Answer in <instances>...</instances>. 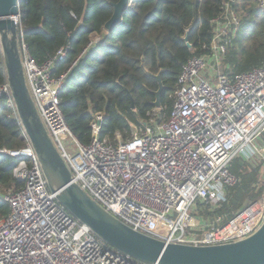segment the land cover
I'll list each match as a JSON object with an SVG mask.
<instances>
[{"label": "built area", "instance_id": "built-area-1", "mask_svg": "<svg viewBox=\"0 0 264 264\" xmlns=\"http://www.w3.org/2000/svg\"><path fill=\"white\" fill-rule=\"evenodd\" d=\"M253 1L264 9V0ZM236 4L223 0L221 13L212 19V40L204 46L209 53L183 65L168 118H162V107H154L131 124L128 139L117 133L116 142L101 136L104 111L93 113L89 144L80 142L66 121L60 92L73 66L58 75L56 69L70 46L40 62L21 36L28 88L72 181L126 225L166 242L242 240L264 222V63L236 74L223 70L240 26ZM2 95L12 100L7 79ZM23 138L22 148L0 149L20 159L14 175L22 182L2 196L10 212L0 220V264H148L108 245L58 201L24 131ZM239 158L261 162L263 202L239 210L224 227L203 232L206 223L197 204L225 200L227 188L238 182L232 165Z\"/></svg>", "mask_w": 264, "mask_h": 264}, {"label": "trees", "instance_id": "trees-1", "mask_svg": "<svg viewBox=\"0 0 264 264\" xmlns=\"http://www.w3.org/2000/svg\"><path fill=\"white\" fill-rule=\"evenodd\" d=\"M119 0H20L18 28L31 54L40 62L63 46H70L56 75L68 74L60 92L67 123L84 144L92 140L93 113L104 111L101 136L116 142L131 136V124L140 123L154 109L158 82L152 76L163 69L162 118L167 119L176 101L177 82L183 65L193 56L209 53L212 19L221 13L223 0H132L122 22L111 33L104 25ZM240 26L232 38L223 70L227 74L247 72L264 63V9L253 0H236ZM189 29V50L184 36ZM239 34V36H238ZM99 35L103 41L92 43ZM238 36V37H237ZM238 44V47L236 46ZM91 45V46H90ZM98 49V56L93 48ZM76 64L74 65V63ZM229 65V66H228ZM152 73V74H151ZM7 79L0 47V87ZM127 91L134 97L135 109ZM25 145L23 128L14 102L0 96V149ZM20 159L0 153V187L6 192L21 186L14 169ZM238 182L226 190L225 200L198 202L199 216L212 229L232 219L250 200L262 194L259 166L239 158L232 165ZM10 212L0 195V220ZM243 217H240L241 219ZM237 219L236 221H239ZM207 230V229H206Z\"/></svg>", "mask_w": 264, "mask_h": 264}, {"label": "water", "instance_id": "water-1", "mask_svg": "<svg viewBox=\"0 0 264 264\" xmlns=\"http://www.w3.org/2000/svg\"><path fill=\"white\" fill-rule=\"evenodd\" d=\"M20 0H0V47L12 100L25 136L37 153L40 165L51 192L78 220L116 250L148 264H264V222L250 236L237 241L194 245L166 242L162 239L134 230L106 211L82 187L72 181V171L48 133L28 88L21 52V35L18 28ZM132 0L114 3V12L104 25L111 33L122 22ZM186 30L184 41L189 50L193 45ZM163 69L152 76L158 82L153 91L156 108H161L165 84ZM135 109V101L127 91ZM101 121H98L100 124Z\"/></svg>", "mask_w": 264, "mask_h": 264}, {"label": "rangeland", "instance_id": "rangeland-1", "mask_svg": "<svg viewBox=\"0 0 264 264\" xmlns=\"http://www.w3.org/2000/svg\"><path fill=\"white\" fill-rule=\"evenodd\" d=\"M255 4L257 5L256 2H255ZM98 36H99V35H95V36L93 37V40H98V39H99ZM238 36H239V34H238ZM238 36H237V37H238ZM236 46H237V48H239V47H238V44H236ZM93 50H94L93 53H94V55H95L96 58H97V56L99 55V54H98V49L95 47V48H93ZM228 66H229V65H228ZM260 142H261V144H262V145H260V146H263V147H264V138H262V140H261ZM256 160H257V158H256V159L252 158V159H251L252 162H250V163H252V165H253V163L257 165ZM258 161H259V160H258ZM233 165H234V162H233ZM258 184H259V183H258ZM5 192H6V190H5L3 187H0V195L3 196V195L5 194ZM261 202H263V198H262V195L260 194V197H259V198L250 200V201H249V202H248V203H247L242 209H240L239 212H241V211H246V210L249 209V207H250L251 205H253L254 203H261ZM241 219H242V218H241ZM241 219H239V220H241ZM221 221H222V220H220V219L218 218L217 221L213 222L212 229H211V228L208 229V228L206 227L205 230H203V232L206 231V229H207V231H210V230H215V229H219V228L224 227L226 224H225V225L222 224ZM227 222H228V221H227ZM227 224H228V223H227ZM199 229H200V228H199ZM200 230H201V229H200ZM197 233L199 234V231H197Z\"/></svg>", "mask_w": 264, "mask_h": 264}]
</instances>
